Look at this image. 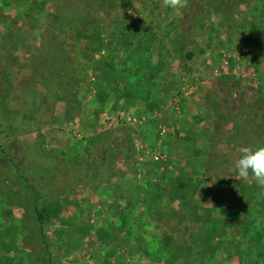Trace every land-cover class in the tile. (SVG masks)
Masks as SVG:
<instances>
[{
    "label": "rangeland",
    "instance_id": "1",
    "mask_svg": "<svg viewBox=\"0 0 264 264\" xmlns=\"http://www.w3.org/2000/svg\"><path fill=\"white\" fill-rule=\"evenodd\" d=\"M0 122V264H49L31 189L53 264H264V0H0Z\"/></svg>",
    "mask_w": 264,
    "mask_h": 264
},
{
    "label": "trees",
    "instance_id": "2",
    "mask_svg": "<svg viewBox=\"0 0 264 264\" xmlns=\"http://www.w3.org/2000/svg\"><path fill=\"white\" fill-rule=\"evenodd\" d=\"M99 38L98 35H95L91 38ZM30 109H25L23 110L22 113V122L24 124V126L22 125V128L25 127L28 124L34 125L37 123L38 118H36V106H35V102L29 107ZM35 109V110H33ZM29 111L31 113H29ZM1 122H0V137H2V133H1ZM8 129L10 130H15L14 126L11 125ZM15 135V134H14ZM22 180L25 182V184L28 185V180L25 179L22 175H20ZM32 192H34L35 194V199H34V214L38 223V228H39V238H41L42 243L46 249V252L49 256V260L48 263L49 264H53L54 259L52 258V251H51V239L47 236V224L50 223L51 219L53 217H55L57 214H59V212L62 211L63 207L62 205L59 203V201L55 200V201H46L47 199L41 198L40 195H38L34 189H31ZM44 204L43 209L39 208V204Z\"/></svg>",
    "mask_w": 264,
    "mask_h": 264
},
{
    "label": "clouds",
    "instance_id": "3",
    "mask_svg": "<svg viewBox=\"0 0 264 264\" xmlns=\"http://www.w3.org/2000/svg\"><path fill=\"white\" fill-rule=\"evenodd\" d=\"M161 3L162 7L177 12L185 6V0H161ZM233 167L239 177L246 180L251 177L264 190V146H241Z\"/></svg>",
    "mask_w": 264,
    "mask_h": 264
}]
</instances>
